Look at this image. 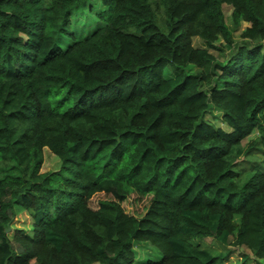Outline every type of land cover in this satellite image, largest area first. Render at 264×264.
<instances>
[{
    "label": "trees",
    "instance_id": "trees-1",
    "mask_svg": "<svg viewBox=\"0 0 264 264\" xmlns=\"http://www.w3.org/2000/svg\"><path fill=\"white\" fill-rule=\"evenodd\" d=\"M87 1L0 0V264H264V0H99L78 39Z\"/></svg>",
    "mask_w": 264,
    "mask_h": 264
},
{
    "label": "rangeland",
    "instance_id": "rangeland-1",
    "mask_svg": "<svg viewBox=\"0 0 264 264\" xmlns=\"http://www.w3.org/2000/svg\"><path fill=\"white\" fill-rule=\"evenodd\" d=\"M87 6L91 9L90 11L83 10L82 12H75L73 14L74 19L72 20L73 23V31L75 32L76 38L80 39L81 37H84V35H88L91 31H93L97 26H99L101 23L96 19L94 12L98 11L101 8L100 1L99 0H88ZM224 14H225V20L227 24L229 25L232 35L234 39H239L240 34L244 29L249 25L248 22L244 20H240L238 25H234L231 21L230 14H231V6L228 4H224ZM216 43H223L222 37H218ZM192 44L194 47H201L204 45V42L201 38L198 36L192 37ZM212 53L216 56L217 60L219 61H226L227 59V53L228 50H212ZM187 72H196L199 69L193 65L190 64L186 68ZM171 74L169 71V67L165 68V75ZM220 111L216 109L215 107H211L209 110L205 112V117L207 119L212 120L216 125L221 126L225 130H229V128L226 126L225 123H223L220 119ZM259 121L264 127V115H259ZM257 132L261 134L264 132V128L261 127H255L253 132L244 139L243 143H246L250 139L254 138L257 135ZM60 160L55 156L48 148L43 149V161L40 168V171H49V170H55L59 168ZM101 198L100 194L95 195L91 200L90 204L94 203L96 200L98 201ZM128 206V204H127ZM30 218L29 214L27 212L17 213L15 216L12 225H10V230L7 231L9 237H13V229L14 228H22L25 229V231L30 230ZM204 241L206 243H213L214 247H218L217 242L213 240L211 237L204 238ZM134 249V263L136 264H145L146 261L149 259L155 260L159 259L161 256V252L158 248H156L154 245L149 243L148 241H140L139 243L133 244ZM219 249H221L219 247ZM229 253L227 256L224 257L222 264H239L242 261V258L244 259V255H248L247 259H244V264H255L256 260L260 261L262 263L263 259H257L254 255V253L249 250L244 245L236 246L231 245L228 246ZM256 258V260H255Z\"/></svg>",
    "mask_w": 264,
    "mask_h": 264
},
{
    "label": "water",
    "instance_id": "water-1",
    "mask_svg": "<svg viewBox=\"0 0 264 264\" xmlns=\"http://www.w3.org/2000/svg\"><path fill=\"white\" fill-rule=\"evenodd\" d=\"M6 230L9 231L10 230V227H8Z\"/></svg>",
    "mask_w": 264,
    "mask_h": 264
}]
</instances>
